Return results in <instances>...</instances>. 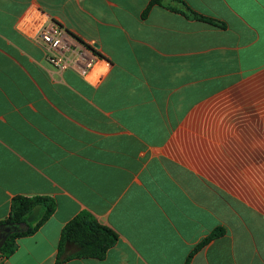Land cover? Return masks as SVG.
<instances>
[{
  "label": "crops",
  "instance_id": "crops-1",
  "mask_svg": "<svg viewBox=\"0 0 264 264\" xmlns=\"http://www.w3.org/2000/svg\"><path fill=\"white\" fill-rule=\"evenodd\" d=\"M151 2L0 0V223L17 196L57 203L0 264H55L84 211L119 240L64 264H185L217 229L191 264H264V0ZM42 13L100 80L26 35Z\"/></svg>",
  "mask_w": 264,
  "mask_h": 264
},
{
  "label": "trees",
  "instance_id": "trees-1",
  "mask_svg": "<svg viewBox=\"0 0 264 264\" xmlns=\"http://www.w3.org/2000/svg\"><path fill=\"white\" fill-rule=\"evenodd\" d=\"M161 0H152L149 9ZM183 5H185L183 3ZM190 11V9L185 5ZM191 16L198 20L215 24L216 21L200 16L191 11ZM57 203L46 196L25 197L17 196L13 199L10 216L1 225L19 226L18 232H12L0 249L4 258H9L17 249V239L35 234L55 213ZM223 229L214 230L189 255L185 264H191L194 255L212 240L220 237ZM119 240V235L112 228L101 224L89 211L80 213L68 222L62 231L58 255L55 264H64L72 259L104 260L108 251ZM73 251L68 253V248Z\"/></svg>",
  "mask_w": 264,
  "mask_h": 264
},
{
  "label": "built area",
  "instance_id": "built-area-1",
  "mask_svg": "<svg viewBox=\"0 0 264 264\" xmlns=\"http://www.w3.org/2000/svg\"><path fill=\"white\" fill-rule=\"evenodd\" d=\"M25 33L45 46L49 52L48 60L57 68L72 69L93 81L103 76L104 72H99L98 65L105 63V59L95 52L94 44L80 42L43 13Z\"/></svg>",
  "mask_w": 264,
  "mask_h": 264
},
{
  "label": "water",
  "instance_id": "water-1",
  "mask_svg": "<svg viewBox=\"0 0 264 264\" xmlns=\"http://www.w3.org/2000/svg\"><path fill=\"white\" fill-rule=\"evenodd\" d=\"M20 230H21V228L19 226L1 225L0 226V249L5 244L9 234H11L12 232H18Z\"/></svg>",
  "mask_w": 264,
  "mask_h": 264
}]
</instances>
